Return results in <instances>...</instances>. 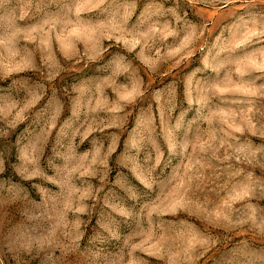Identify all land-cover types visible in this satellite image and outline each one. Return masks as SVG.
<instances>
[{"label":"rangeland","instance_id":"rangeland-1","mask_svg":"<svg viewBox=\"0 0 264 264\" xmlns=\"http://www.w3.org/2000/svg\"><path fill=\"white\" fill-rule=\"evenodd\" d=\"M0 264H264V0H0Z\"/></svg>","mask_w":264,"mask_h":264}]
</instances>
